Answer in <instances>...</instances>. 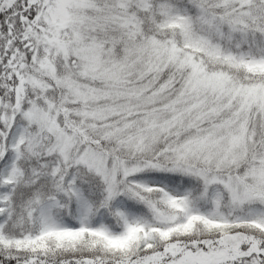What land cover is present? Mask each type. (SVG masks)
<instances>
[{"label":"snow or ice","instance_id":"snow-or-ice-1","mask_svg":"<svg viewBox=\"0 0 264 264\" xmlns=\"http://www.w3.org/2000/svg\"><path fill=\"white\" fill-rule=\"evenodd\" d=\"M0 264H264V0H0Z\"/></svg>","mask_w":264,"mask_h":264}]
</instances>
